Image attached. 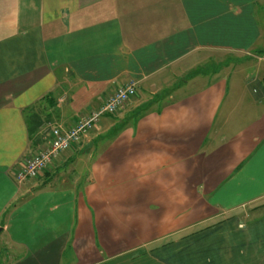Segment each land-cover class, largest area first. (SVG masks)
<instances>
[{"label": "crops", "instance_id": "1", "mask_svg": "<svg viewBox=\"0 0 264 264\" xmlns=\"http://www.w3.org/2000/svg\"><path fill=\"white\" fill-rule=\"evenodd\" d=\"M0 264H264V0H0Z\"/></svg>", "mask_w": 264, "mask_h": 264}, {"label": "built area", "instance_id": "2", "mask_svg": "<svg viewBox=\"0 0 264 264\" xmlns=\"http://www.w3.org/2000/svg\"><path fill=\"white\" fill-rule=\"evenodd\" d=\"M137 91V83L130 80L115 88L107 100L87 116L67 128H57L48 144L36 154L28 157L14 177L18 183L36 178L42 171L49 168L60 152L67 151L81 142L82 138L93 129L101 116L118 112Z\"/></svg>", "mask_w": 264, "mask_h": 264}, {"label": "rangeland", "instance_id": "3", "mask_svg": "<svg viewBox=\"0 0 264 264\" xmlns=\"http://www.w3.org/2000/svg\"><path fill=\"white\" fill-rule=\"evenodd\" d=\"M47 170H48V171H51L52 169L49 167V168L45 169L44 171L47 172ZM44 171H42L41 174H43ZM59 173H60V172H58V174H57V172H54L53 175H55V176L58 178V180H59V179H63V177L65 176V174H59ZM36 178H39V175H38ZM64 178H65V177H64ZM55 182H56V180H55ZM55 182L52 181L51 184H55ZM39 183H42V182H39ZM256 212H257V209H255V208H254L253 206H251V205H247V206H245V207H243V208H239V209L235 210L234 212H231V213L226 214V215L229 216V217H227V216L225 215V217H223V218L221 219V221H224V220H226V219H228V218L235 217V215H237V217H238L240 223L243 225V224H245V223H249L253 218H255V217H256V214H257ZM258 213H259V211H258ZM218 218H219V217H218ZM218 221H220V220H218ZM218 221H217V220H216V221L213 220V221H211V222H209V223H212V222L215 223V222H218Z\"/></svg>", "mask_w": 264, "mask_h": 264}]
</instances>
